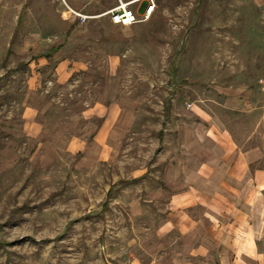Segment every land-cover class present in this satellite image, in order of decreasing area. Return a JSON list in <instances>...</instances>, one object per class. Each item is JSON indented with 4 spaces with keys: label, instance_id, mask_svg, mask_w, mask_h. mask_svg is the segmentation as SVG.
I'll return each mask as SVG.
<instances>
[{
    "label": "rangeland",
    "instance_id": "374dc122",
    "mask_svg": "<svg viewBox=\"0 0 264 264\" xmlns=\"http://www.w3.org/2000/svg\"><path fill=\"white\" fill-rule=\"evenodd\" d=\"M121 1L150 17L0 0V264H221L205 209L182 234L164 185L212 123L261 117L264 0Z\"/></svg>",
    "mask_w": 264,
    "mask_h": 264
},
{
    "label": "crops",
    "instance_id": "0c3cea01",
    "mask_svg": "<svg viewBox=\"0 0 264 264\" xmlns=\"http://www.w3.org/2000/svg\"><path fill=\"white\" fill-rule=\"evenodd\" d=\"M261 108L256 126L242 132L229 125L235 121L212 123L197 135L195 166L185 164L183 157L182 164L169 167L165 180L168 210L183 214L182 234L191 229L187 211L205 209V218L212 222L209 234L223 253L221 264H237L230 253L237 257L241 251L249 258L240 264H264V105ZM186 151L183 148L181 155ZM165 226L175 228L174 217H168ZM201 249L203 244L196 248Z\"/></svg>",
    "mask_w": 264,
    "mask_h": 264
},
{
    "label": "built area",
    "instance_id": "2783aa9c",
    "mask_svg": "<svg viewBox=\"0 0 264 264\" xmlns=\"http://www.w3.org/2000/svg\"><path fill=\"white\" fill-rule=\"evenodd\" d=\"M59 2L69 16H74L77 19L88 18L87 16H84L80 11L73 9L69 5L68 0H59ZM134 3L135 1L123 2L119 0L117 6L105 12L102 16L108 17L109 21L112 24L123 27L132 26L141 22L143 18L147 19L150 17L152 11H149L147 9H145L142 13H136L131 7Z\"/></svg>",
    "mask_w": 264,
    "mask_h": 264
},
{
    "label": "water",
    "instance_id": "95a60500",
    "mask_svg": "<svg viewBox=\"0 0 264 264\" xmlns=\"http://www.w3.org/2000/svg\"><path fill=\"white\" fill-rule=\"evenodd\" d=\"M146 6H147V2H145V3L143 4V7H142V9H141L142 12H143L144 9L146 8Z\"/></svg>",
    "mask_w": 264,
    "mask_h": 264
},
{
    "label": "trees",
    "instance_id": "16d2710c",
    "mask_svg": "<svg viewBox=\"0 0 264 264\" xmlns=\"http://www.w3.org/2000/svg\"><path fill=\"white\" fill-rule=\"evenodd\" d=\"M55 51H56V49H55V48H52V49H51V52H55Z\"/></svg>",
    "mask_w": 264,
    "mask_h": 264
},
{
    "label": "bare ground",
    "instance_id": "6f19581e",
    "mask_svg": "<svg viewBox=\"0 0 264 264\" xmlns=\"http://www.w3.org/2000/svg\"><path fill=\"white\" fill-rule=\"evenodd\" d=\"M151 11V10H150Z\"/></svg>",
    "mask_w": 264,
    "mask_h": 264
}]
</instances>
